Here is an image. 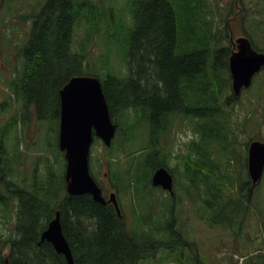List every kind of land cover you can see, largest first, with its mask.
I'll return each mask as SVG.
<instances>
[{"label":"trees","instance_id":"1","mask_svg":"<svg viewBox=\"0 0 264 264\" xmlns=\"http://www.w3.org/2000/svg\"><path fill=\"white\" fill-rule=\"evenodd\" d=\"M135 3L130 32L118 38L127 54L126 69L121 75L109 68L106 59L101 60L97 69L87 62L86 41L95 28L92 20L101 16L94 1L45 0L37 11L28 15L30 30L21 48L24 63L17 76L8 81L11 94L0 103V112L12 98L21 103L19 113L0 126V177L7 181L8 192L18 201L8 262L2 256L4 241L0 239V264H66L64 256L50 242L37 244L57 210L76 264H162L178 247L182 255L184 248L192 246V241L177 227L173 214L178 202L176 195L154 193L157 188L151 185L150 178L156 167H167V154L157 141L177 119L190 120L199 133L198 140L189 142L194 158L189 160L191 163L185 162V193L193 192L201 199L203 212L199 216L210 221L212 215L220 213L231 220L241 213L242 202L250 200L253 189H247V183L240 187L244 191L234 199L225 191L227 181L233 185L232 179L226 175L224 181L210 180L209 173L202 170L208 167L214 173L218 164L210 156L209 148L214 143L222 147L228 144L219 96L225 88L231 89L230 52L226 45L217 44L221 38L215 36L210 21L205 18V0H137ZM109 13L105 21L111 25L116 19ZM82 22L87 25L86 33L81 45L76 46L73 35ZM80 73L101 78L114 122L120 116L128 119L123 124L129 129L123 135L124 141L134 139L131 131L137 126L144 125L148 132L149 145L126 153L129 161L125 170L114 167V158L108 161L109 177L117 178L113 184L116 190L129 189L134 197L136 219L130 228L111 203H100L87 192L65 191V161L57 148L56 135L51 154L59 167L45 156L43 181L38 179L37 166L27 186L13 181V169L3 144L6 132L10 128L22 130L30 114L28 107H33L37 120L54 123L53 130L57 133L58 91L71 76ZM231 97L229 93L223 101L225 106ZM120 145L123 147L121 143L109 147L110 155L115 157ZM111 166L116 170L111 171ZM143 181L146 184L139 186ZM141 191L161 200L159 213L158 209L149 215L140 211V207H145ZM0 203L7 206L1 194ZM149 206L152 210V205ZM161 206L169 208L168 216L160 210ZM159 250L167 253L158 257Z\"/></svg>","mask_w":264,"mask_h":264},{"label":"rangeland","instance_id":"2","mask_svg":"<svg viewBox=\"0 0 264 264\" xmlns=\"http://www.w3.org/2000/svg\"><path fill=\"white\" fill-rule=\"evenodd\" d=\"M44 1L0 0V103L11 94L8 81L17 76L24 63L21 48L27 41L30 30L31 20L28 15L37 11ZM92 1L97 5V13L100 12L101 16L92 20L95 28L91 38L86 41L87 62L97 69L101 60L106 59L109 68L114 73L119 71L117 75H121L126 69L124 61L127 54L118 43V38L128 36L133 23L134 4L137 0ZM205 3V18L210 21L215 36L221 38L217 44L231 47L233 41L243 33L245 28L250 31L253 45L264 49V0H205ZM241 11L243 21L239 19ZM109 12L112 19H116L111 25L106 24L105 21V18L110 15ZM86 28L87 25L84 22L76 26L73 35L76 46L81 45V41L84 40ZM252 28L258 32H254ZM229 93L230 90L225 88L219 96L224 114L223 131L227 129L228 144L222 147L214 143L209 148L210 156L218 164L214 174L208 167H203L202 170L209 173L210 180L224 181L223 177L226 175L232 179L233 185L231 186L227 181L225 191L237 199L244 191L240 189L243 184L247 183V189L253 185L248 169L250 142L254 139L264 141V69L254 77L251 85L243 90L237 99L234 94H230L232 99L225 106L223 101ZM20 104L12 98L0 112V126L12 115L19 113ZM28 109L33 110L32 107ZM29 117L22 130L10 128L3 137L4 148L13 169V181L21 186H27L31 182L36 166L38 179L42 181L45 179L46 167L42 163L45 156L49 157L54 164L56 163L51 154L55 124L38 123L33 111L30 112ZM127 120L125 116H120V120H117L119 128L110 146H119L121 143L123 147L120 145L115 157L110 155L108 149L110 146H105L100 138L94 139L90 148V171L104 188L106 195L112 191L116 192L114 185L117 181L115 176L112 179L109 177V158L112 157L116 161L114 167L125 170L129 161L126 153L130 149L149 145L148 132L144 125L137 126L131 131L134 133V139L124 141L123 135L129 129L123 124ZM198 138L199 133L194 123L188 119H177L166 135L159 137L157 141L167 154V167L172 170L174 177L173 195H176L178 202L174 206L173 214L176 217L177 227L192 241V246L184 248L182 255L181 248L178 247L176 251L170 252V255L164 258L166 262L162 264L168 262L170 264H264V168L261 177L253 187L250 200L245 199L242 202L239 215L229 220L225 217L226 215L223 218L218 213L219 215H212L210 221H207L199 216L203 212L201 199L193 192L189 195L185 193L187 187L185 162L191 163L189 160L194 158V154L189 149V142ZM55 165L59 167V164ZM114 167H110L111 171L116 170ZM6 183L7 181H3L0 177V194L7 201L5 207L0 203V239L4 241L3 257L8 255L9 240L15 234L18 203L17 199L11 195L12 193L8 192ZM145 184L143 181L139 186L142 187ZM161 191L160 193L157 189L153 192L160 193V196L169 194L166 190ZM141 192L145 207H140V211L149 215L151 212L149 204L152 205L153 210L158 208L157 197H152L145 191ZM117 197L125 214L126 226L130 228L136 219L132 192L124 189L117 192ZM160 210L165 216L170 213L168 207L161 206ZM163 252L167 253L165 250ZM164 253L159 250L157 256ZM34 256L39 259L38 256ZM140 264L161 263L140 262Z\"/></svg>","mask_w":264,"mask_h":264},{"label":"water","instance_id":"3","mask_svg":"<svg viewBox=\"0 0 264 264\" xmlns=\"http://www.w3.org/2000/svg\"><path fill=\"white\" fill-rule=\"evenodd\" d=\"M238 49L229 58L232 87L236 95L251 83L252 76L264 65V52L251 48L247 38L237 39ZM58 147L64 151L65 187L69 194L90 193L94 200L105 203L101 187L89 170V151L94 136L110 145L117 125L113 122L102 89L101 80L91 74H76L59 89ZM264 167V142L253 140L248 148V169L253 183L261 177ZM152 184L161 185L172 192L173 177L167 168L160 166L152 174ZM120 215L115 192L107 199ZM50 241L58 253L65 256L67 264H75L66 237L63 234L60 213L49 221L40 240ZM131 264V263H128Z\"/></svg>","mask_w":264,"mask_h":264},{"label":"flooded vegetation","instance_id":"4","mask_svg":"<svg viewBox=\"0 0 264 264\" xmlns=\"http://www.w3.org/2000/svg\"><path fill=\"white\" fill-rule=\"evenodd\" d=\"M242 20H243V17H242ZM253 29V28H252ZM253 31L255 32V29H253ZM250 31L248 30V29H243V33L240 35V36H244V37H247L249 40H250V42H251V45H252V47L254 48V45H253V41L251 40V35H249L250 33H249ZM228 47V49H229V56H230V54L234 51V50H237V45H236V43H235V41H233V43H232V46L230 47V46H227ZM228 56V57H229Z\"/></svg>","mask_w":264,"mask_h":264},{"label":"bare ground","instance_id":"5","mask_svg":"<svg viewBox=\"0 0 264 264\" xmlns=\"http://www.w3.org/2000/svg\"><path fill=\"white\" fill-rule=\"evenodd\" d=\"M254 140H260V139H254ZM252 141H253V140H252ZM252 141H251V142H252ZM260 141H263V140H260ZM251 142H250V143H251ZM263 142H264V141H263ZM248 148H249V147H248ZM37 244H40V242L38 241Z\"/></svg>","mask_w":264,"mask_h":264}]
</instances>
